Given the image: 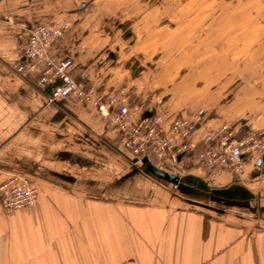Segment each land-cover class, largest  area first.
<instances>
[{
	"label": "crops",
	"instance_id": "obj_1",
	"mask_svg": "<svg viewBox=\"0 0 264 264\" xmlns=\"http://www.w3.org/2000/svg\"><path fill=\"white\" fill-rule=\"evenodd\" d=\"M167 1H0V184L20 173L39 190L35 206L11 212L0 197V264H264V152L218 175L165 163L169 179L117 147L92 105L48 106V91L13 70L23 29L69 18L51 54L71 58L74 75L100 92L124 86L144 104L162 99L170 121L180 111L165 106L158 81L144 79L147 44L178 40H161L173 24L161 22ZM218 3L196 48L207 54L205 71L181 63L186 85L205 88V112L192 110L203 117L196 138L225 122L240 135L264 129V0Z\"/></svg>",
	"mask_w": 264,
	"mask_h": 264
},
{
	"label": "built area",
	"instance_id": "obj_2",
	"mask_svg": "<svg viewBox=\"0 0 264 264\" xmlns=\"http://www.w3.org/2000/svg\"><path fill=\"white\" fill-rule=\"evenodd\" d=\"M71 24L69 18L36 24L16 37L23 59L12 64L13 70L22 77L34 78L48 91L46 105L61 99L92 105L105 119L117 144L139 160L148 157L160 168L165 163L191 161L213 175L238 172L264 152V129L240 135L231 122H225L196 138L197 127L203 124L201 112L180 111L167 121L162 99L144 104L124 86L105 94L84 77L77 78L71 58L50 52L53 42L63 37ZM0 197L5 210L11 212L35 206L39 190L25 175L12 173L0 184Z\"/></svg>",
	"mask_w": 264,
	"mask_h": 264
},
{
	"label": "rangeland",
	"instance_id": "obj_3",
	"mask_svg": "<svg viewBox=\"0 0 264 264\" xmlns=\"http://www.w3.org/2000/svg\"><path fill=\"white\" fill-rule=\"evenodd\" d=\"M220 1L223 3L225 0L167 1V7H165L167 14L162 16L163 19L161 22L164 24L171 18L173 24L171 26H165V28L161 30V40L165 39L169 33L177 35L178 40L174 43H170L169 41L165 42V40H158L147 44L146 52L148 54L145 56L146 73L144 75V79L151 82L154 80L158 81L157 83H159L158 85H160L161 88V93H158L163 95V97H161L164 100L165 106L170 110L172 109L173 112L178 110L181 112L185 110H200L205 112V88L201 85V83L198 84V88L194 89H190L195 85L194 83L191 87L188 84L186 85V81L188 83V78L184 71L187 69L185 65H181V63H184L188 59L195 60L194 63L196 64L198 62L201 70L205 71L207 54L202 52L198 54L196 48L198 44L205 41V28L209 27L208 24L205 27V19L213 17L214 13L215 16L213 18H217V7L219 5L218 2ZM209 6L211 7L209 8ZM208 12L209 14H207ZM146 32L148 31L146 30ZM203 44L205 45L206 43L203 42ZM175 49L178 51V58L174 54L171 56V53H173V50ZM155 55L163 56L161 60L163 62L156 63L155 58H152V56L154 57ZM196 58L199 59L197 60ZM172 61H176L179 66L181 65V67L177 65L179 70L176 74L178 79L177 86H175V83L171 82L175 77L174 72L172 71L170 73L168 71L170 68L172 69ZM156 66L158 68L154 71ZM162 68H166L167 72L162 71L159 74L157 71ZM141 79H143V77H141ZM131 96L133 98L135 97V99L137 98V95L132 94V92ZM118 145L119 144H117V146ZM190 162L191 161H184V164L182 165L183 168H185V165L192 166Z\"/></svg>",
	"mask_w": 264,
	"mask_h": 264
},
{
	"label": "water",
	"instance_id": "obj_4",
	"mask_svg": "<svg viewBox=\"0 0 264 264\" xmlns=\"http://www.w3.org/2000/svg\"><path fill=\"white\" fill-rule=\"evenodd\" d=\"M84 6L85 4L82 5V7ZM142 168L145 170H149L150 172L155 173V174L166 175L169 179L175 178L173 174L165 172L163 169H161L156 164H154L148 157H144L142 159Z\"/></svg>",
	"mask_w": 264,
	"mask_h": 264
},
{
	"label": "trees",
	"instance_id": "obj_5",
	"mask_svg": "<svg viewBox=\"0 0 264 264\" xmlns=\"http://www.w3.org/2000/svg\"><path fill=\"white\" fill-rule=\"evenodd\" d=\"M115 141H116V138H115ZM117 147H119V148H120L121 146H119V145H118ZM121 149H123V148L121 147ZM126 152H127V151H126Z\"/></svg>",
	"mask_w": 264,
	"mask_h": 264
}]
</instances>
